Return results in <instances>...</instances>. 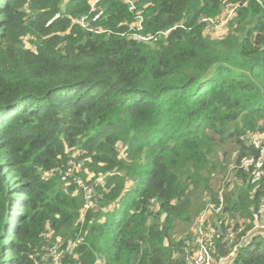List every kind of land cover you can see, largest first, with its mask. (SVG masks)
Instances as JSON below:
<instances>
[{
	"label": "trees",
	"instance_id": "1",
	"mask_svg": "<svg viewBox=\"0 0 264 264\" xmlns=\"http://www.w3.org/2000/svg\"><path fill=\"white\" fill-rule=\"evenodd\" d=\"M226 3L211 38L201 18ZM134 4L148 40L124 0H0V264H53L57 237L61 264H192L227 141L212 264L229 231L225 264H264V228L246 236L264 211V0Z\"/></svg>",
	"mask_w": 264,
	"mask_h": 264
},
{
	"label": "built area",
	"instance_id": "2",
	"mask_svg": "<svg viewBox=\"0 0 264 264\" xmlns=\"http://www.w3.org/2000/svg\"><path fill=\"white\" fill-rule=\"evenodd\" d=\"M126 3H128V9L130 12L134 14L135 17V22L132 25V33L131 36L136 39V40H148L150 37L149 36H144L138 31L142 29V21L143 17L140 13L139 10L136 9L134 0H124ZM235 5H232L231 3H226L224 11L222 15L218 16L217 18L214 19H208V18H201L202 21L206 22V26L204 27L206 30L207 25H209L212 20H215L217 23H226L227 19L232 15L233 10L235 9ZM85 16H81L80 21L83 23L84 22ZM175 27V26H174ZM87 29L92 30L91 27H87ZM261 138H264V133H258L253 136H251V141L255 146L259 145V140ZM262 154L264 155V148H262ZM72 161L69 160V164H71ZM253 164V159L251 158H245L241 165L242 166H247ZM261 162L257 161L255 162L256 166H260ZM83 187V192H84V198H85V203L84 207H88V201H91L93 199V196L95 195L94 187L91 185H88L86 183H81L80 184ZM223 206V197L221 193H219L218 198H217V203L209 202L208 204L205 205V207L202 209V211L199 213L197 217V227H196V234H195V239L194 243L196 244V250L194 251L193 258H192V264H212L213 263V258H212V253L210 246L208 244V240L206 239V232L203 228V222L205 221L206 217L210 215L211 213H219L222 209ZM258 219V223L260 221V217L257 215L254 217L253 220L250 221L249 226L252 228L253 224L255 223V220ZM264 228V227H263ZM241 228H238L237 232H239ZM248 233V232H247ZM226 239H227V245H231L232 249L229 252L228 255L223 256L219 259V261L216 264H225L228 262V258L232 253L234 252L236 245L233 244L234 241L237 242H242L239 238L235 240V232L229 231L226 234ZM243 239V238H241ZM56 245H59V238H56V243L52 245L49 248V251H51L52 254V262L53 264H61V250L56 249ZM59 247V246H58Z\"/></svg>",
	"mask_w": 264,
	"mask_h": 264
},
{
	"label": "rangeland",
	"instance_id": "3",
	"mask_svg": "<svg viewBox=\"0 0 264 264\" xmlns=\"http://www.w3.org/2000/svg\"><path fill=\"white\" fill-rule=\"evenodd\" d=\"M225 31H226V25L224 23H220V22L217 23L215 20H212V22H210L209 25H207V27H206V34H208L211 38L220 37L225 33ZM260 140H263V138H261ZM232 146H233V144H231V142L227 141L223 145V147H224L223 151L227 153V155L225 156V160L222 161L220 155L219 156H213L210 158V161H211V163L209 165L210 169H206L203 171L204 175L208 178V181H207L208 185L211 186L218 193L222 192L225 179L227 177H229V178L231 177L232 170H229V169H231L233 167L232 156L234 154V151L231 150ZM76 153L77 152H75L72 156H74ZM220 153H222V150H220ZM229 155H231V156H229ZM72 167L80 168L81 165L80 164H72ZM204 198H205V196H204ZM205 200H207V197L205 198ZM207 202H208V200L205 202V205L209 203V202L208 203ZM205 205H204V207H205ZM214 214H216V213H211L210 215H208L206 217L205 220H208ZM260 215H262V218H261L262 222L259 221V223H258V219L255 220V223L253 224L251 231H249L247 233L248 229L246 230V233H247L246 236H250L251 234H253L254 231L260 230L261 228L264 227V211ZM249 224H250V221H249ZM207 237H208V235H206V239H207ZM58 246L56 245V249L58 248ZM49 254L52 256L51 251H49Z\"/></svg>",
	"mask_w": 264,
	"mask_h": 264
}]
</instances>
